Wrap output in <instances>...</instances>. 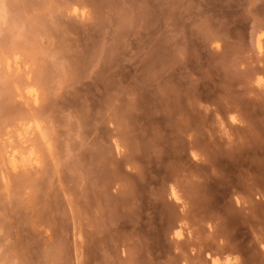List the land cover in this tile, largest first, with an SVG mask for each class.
<instances>
[{
    "label": "rangeland",
    "instance_id": "obj_1",
    "mask_svg": "<svg viewBox=\"0 0 264 264\" xmlns=\"http://www.w3.org/2000/svg\"><path fill=\"white\" fill-rule=\"evenodd\" d=\"M212 258L264 264V0H0V264Z\"/></svg>",
    "mask_w": 264,
    "mask_h": 264
},
{
    "label": "bare ground",
    "instance_id": "obj_2",
    "mask_svg": "<svg viewBox=\"0 0 264 264\" xmlns=\"http://www.w3.org/2000/svg\"><path fill=\"white\" fill-rule=\"evenodd\" d=\"M261 43V42H260ZM257 47V46H256ZM27 94L33 98L34 100L37 99V92L34 91V90H30L27 92ZM31 127H28L27 129H30ZM26 131V130H25ZM30 134V133H29ZM21 140V139H20ZM14 147V146H13ZM30 150V149H29ZM12 156H11V159H10V167L13 169V170H16L20 164H21V161L23 160L24 156L17 150H15V148L13 149V151L11 152ZM26 159L28 160H33L35 158V155L32 151L28 152L27 156H25ZM20 158V159H19ZM21 160V161H20ZM36 160V159H35ZM223 251V250H222ZM211 263L212 264H218V260H216L215 258H212L211 259Z\"/></svg>",
    "mask_w": 264,
    "mask_h": 264
}]
</instances>
